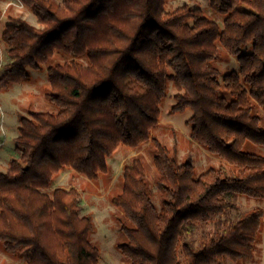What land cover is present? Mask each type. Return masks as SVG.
Here are the masks:
<instances>
[{"label":"trees","instance_id":"16d2710c","mask_svg":"<svg viewBox=\"0 0 264 264\" xmlns=\"http://www.w3.org/2000/svg\"><path fill=\"white\" fill-rule=\"evenodd\" d=\"M19 1L37 26L16 18L1 32L9 62L0 93L29 81L54 52L69 59L46 67L45 99L56 110L18 115L17 157L0 171L2 250L25 256L26 264H98L94 222L79 214L77 189L45 190L63 167L96 180L120 145L149 142L156 191L135 156L111 197L125 220L126 241L117 248L128 263L252 260L264 209L222 217L238 197L264 201V125L256 112L264 113V0H208L221 26L197 6L167 10V0ZM225 55L236 58L238 70L220 80L215 63ZM169 84V111H191L189 136L218 161L198 174L190 159L178 161L152 136Z\"/></svg>","mask_w":264,"mask_h":264},{"label":"rangeland","instance_id":"374dc122","mask_svg":"<svg viewBox=\"0 0 264 264\" xmlns=\"http://www.w3.org/2000/svg\"><path fill=\"white\" fill-rule=\"evenodd\" d=\"M60 2V0H55ZM187 4L191 7L201 8L204 15L222 25V16L213 12L209 7L208 0H167L165 8L170 10L176 6ZM0 35L8 23H14L13 19L21 18L28 23L37 26L36 16L19 0H0ZM242 51H250L248 47ZM9 62L7 56V46L0 38V74L2 67ZM64 54L54 52L53 56L42 65L40 71L31 70V79L26 82L14 83L10 89L0 93V171H5L12 158L17 157L14 150L13 138L18 134V115L27 113L31 110L51 111L56 108L45 99L47 91L46 67L56 62L68 60ZM86 64L85 58L80 61ZM215 65L222 74L230 70H238L235 57L225 55L222 61ZM175 93L172 85L169 84L166 99L160 104L159 125L152 131V136L164 143L178 161L190 159L195 167L196 173L207 169L210 165L217 164V158L210 155L204 148L197 145L189 136L190 125L186 123L191 116L190 110L180 113H171L170 107L174 104L172 95ZM228 96V94H226ZM255 112V110H254ZM261 115L264 125V113L256 110ZM264 153V147H258ZM139 156L147 168V180L153 190L155 187L156 172L152 165V145L147 142L136 148H128L120 145L111 156L107 157L108 171L100 174L96 180H89L63 167L53 178L49 188L45 190L51 193L56 187L69 189L74 187L78 191V200L81 206L79 214L90 213L94 222L95 230L90 235V241L100 250L98 264H129L123 254L117 248V244L126 241V237L121 229V224L125 222L122 212L112 205L111 197L121 191L122 188V167L129 164L132 158ZM155 204L159 205L158 195L154 198ZM236 207L229 210L222 217V222L236 217L243 211L259 206L264 209V201H256L245 197L236 199ZM213 228V224L198 226L192 235L198 239L201 234ZM261 257L263 263H260ZM0 264H26L25 256L7 255L0 245ZM224 264H264V221L260 239L256 244L254 258L250 261H240L233 263L226 260Z\"/></svg>","mask_w":264,"mask_h":264},{"label":"crops","instance_id":"0c3cea01","mask_svg":"<svg viewBox=\"0 0 264 264\" xmlns=\"http://www.w3.org/2000/svg\"><path fill=\"white\" fill-rule=\"evenodd\" d=\"M6 62H7V59H6ZM260 263H263V258L262 257H261Z\"/></svg>","mask_w":264,"mask_h":264}]
</instances>
